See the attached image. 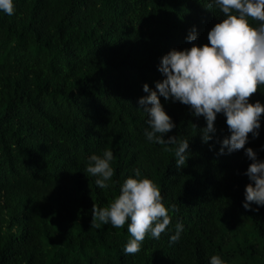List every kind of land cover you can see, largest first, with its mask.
Returning a JSON list of instances; mask_svg holds the SVG:
<instances>
[{"label": "trees", "instance_id": "obj_1", "mask_svg": "<svg viewBox=\"0 0 264 264\" xmlns=\"http://www.w3.org/2000/svg\"><path fill=\"white\" fill-rule=\"evenodd\" d=\"M207 2L13 0L12 15L0 12V264H208L212 254L227 264H264V206L242 207L251 161L243 149L218 154L224 116L202 143L203 117L159 97L176 125L164 138L189 141L180 169L174 152L143 136L142 84L154 89L170 49L208 43L221 14ZM248 99L264 105V85ZM262 146L264 113L245 144L264 160ZM104 148L113 152L114 176L99 189L84 168ZM132 168L157 186L166 207L176 206L167 228L180 221L184 230L171 244V232L146 235L140 251L126 255L127 222L93 227L91 208L107 206Z\"/></svg>", "mask_w": 264, "mask_h": 264}, {"label": "clouds", "instance_id": "obj_2", "mask_svg": "<svg viewBox=\"0 0 264 264\" xmlns=\"http://www.w3.org/2000/svg\"><path fill=\"white\" fill-rule=\"evenodd\" d=\"M206 9L218 10L221 19L207 32V44H192L185 49H170L159 58L157 70L162 79L154 81V89L142 84L146 95L137 101L145 115L143 136L149 143L163 145L164 151L174 152L177 169L185 166L189 158V141L185 138L164 134L176 125L163 110L159 97L171 99L188 106L194 117H203L205 126L199 129L202 143H207L216 132L214 121L222 114L228 135L219 143L218 154L243 149L248 160L245 175L249 183L244 186L242 207L251 209L264 206V160L256 152L245 147L248 134L257 137L264 105L259 101L250 103L249 97L264 85V0H208ZM0 12L12 15L13 0H0ZM197 39L193 27L186 41ZM193 134L196 133L192 125ZM174 146V147H170ZM264 147V146H262ZM114 160L110 148L87 157L84 171L94 178L99 189H106L114 176L111 162ZM160 190L139 168H132L122 183L118 194L104 207L93 204L91 225L110 224L113 228L123 227L127 222L130 238L123 246L124 254L140 251L146 235L159 239L161 233L171 232L169 243L179 240L184 226L180 221L174 231L168 229L170 212L175 205L167 207L162 202ZM208 264H227L219 255L208 257Z\"/></svg>", "mask_w": 264, "mask_h": 264}]
</instances>
